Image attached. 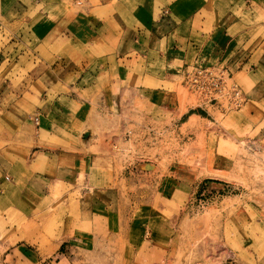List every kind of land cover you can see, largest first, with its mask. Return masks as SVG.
<instances>
[{
    "label": "crops",
    "instance_id": "obj_1",
    "mask_svg": "<svg viewBox=\"0 0 264 264\" xmlns=\"http://www.w3.org/2000/svg\"><path fill=\"white\" fill-rule=\"evenodd\" d=\"M192 64L224 65L236 77L246 102L230 122L249 137L255 132L248 144L264 152V0H0V199L15 196L18 210H40L51 184L60 182L66 192L70 177L84 171L82 194H94L84 197L81 228L72 238L104 239L93 230L100 223L129 240L132 232L113 227L119 219L110 209L117 189L111 183L151 172L129 167L116 179L115 155L94 135L85 136L96 118L92 111L132 114L135 104L149 122L129 119L124 127L134 125V141L154 139L153 110L179 108L175 92L157 84L174 82ZM31 115L40 116L39 125L26 120ZM210 118L204 106L188 105L174 123L181 128ZM71 127L85 128L80 139L67 134ZM231 136L224 141L229 150L235 148ZM222 150L215 147L214 159ZM33 153L28 167L25 158ZM212 183L202 191L223 195ZM222 184V190L232 187Z\"/></svg>",
    "mask_w": 264,
    "mask_h": 264
},
{
    "label": "rangeland",
    "instance_id": "obj_2",
    "mask_svg": "<svg viewBox=\"0 0 264 264\" xmlns=\"http://www.w3.org/2000/svg\"><path fill=\"white\" fill-rule=\"evenodd\" d=\"M162 84L175 92L179 108L153 110L154 139L134 141V125L124 127L129 119L149 122L135 104L132 114L128 110L116 116H104L94 108L96 118L88 129L95 142L106 144L115 155L116 179L129 167L151 172L152 179L128 180L122 174L124 179L111 183L116 191L106 196L119 219L113 227L122 234L132 232V237H113L107 226L95 223L93 230L104 239L72 238L81 228V203L94 194L91 190L82 194L86 185L81 170L80 178L70 177L74 187L67 186L66 192L60 182L51 184V195L40 210L30 205L18 210L15 196L0 199V264H264V152L248 144L256 133L249 137L248 130L236 129L230 121L238 110L206 104L188 90L184 75L157 85ZM188 105L204 106L215 119L176 127L174 120ZM26 120L33 123L29 116ZM112 120L115 128L109 125ZM33 126L32 134L38 133ZM84 129L65 128L73 140L80 139ZM234 134L235 148L229 150L224 141H229L226 135L234 139ZM107 137L114 144L105 143ZM215 147L224 153L217 159ZM33 157L34 153L25 158L28 167ZM146 164L154 167L147 169ZM207 182H215L211 190L219 189L223 195L203 192ZM219 183L232 187L222 190ZM95 242L97 249L92 248Z\"/></svg>",
    "mask_w": 264,
    "mask_h": 264
},
{
    "label": "built area",
    "instance_id": "obj_3",
    "mask_svg": "<svg viewBox=\"0 0 264 264\" xmlns=\"http://www.w3.org/2000/svg\"><path fill=\"white\" fill-rule=\"evenodd\" d=\"M184 79L188 90L210 106L222 110H238L246 102L243 87L224 65H189ZM30 119L36 125L40 124V116L31 115Z\"/></svg>",
    "mask_w": 264,
    "mask_h": 264
},
{
    "label": "water",
    "instance_id": "obj_4",
    "mask_svg": "<svg viewBox=\"0 0 264 264\" xmlns=\"http://www.w3.org/2000/svg\"><path fill=\"white\" fill-rule=\"evenodd\" d=\"M89 135H90V132H87L85 136L88 137ZM145 167L147 169H152L154 166H152L151 164H146ZM219 185H222L223 186L222 183H219Z\"/></svg>",
    "mask_w": 264,
    "mask_h": 264
},
{
    "label": "bare ground",
    "instance_id": "obj_5",
    "mask_svg": "<svg viewBox=\"0 0 264 264\" xmlns=\"http://www.w3.org/2000/svg\"><path fill=\"white\" fill-rule=\"evenodd\" d=\"M196 97V96H195Z\"/></svg>",
    "mask_w": 264,
    "mask_h": 264
}]
</instances>
